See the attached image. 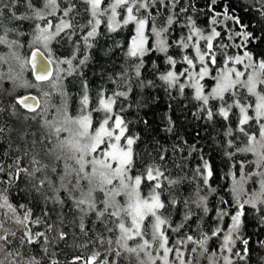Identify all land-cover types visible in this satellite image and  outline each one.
Segmentation results:
<instances>
[{
	"label": "snow or ice",
	"instance_id": "6c2138e0",
	"mask_svg": "<svg viewBox=\"0 0 264 264\" xmlns=\"http://www.w3.org/2000/svg\"><path fill=\"white\" fill-rule=\"evenodd\" d=\"M256 4L253 24L233 0H0V264H264ZM114 49L119 73L93 75L116 88L94 90ZM160 87L219 130L229 184L172 115L133 131L121 99Z\"/></svg>",
	"mask_w": 264,
	"mask_h": 264
},
{
	"label": "trees",
	"instance_id": "16d2710c",
	"mask_svg": "<svg viewBox=\"0 0 264 264\" xmlns=\"http://www.w3.org/2000/svg\"><path fill=\"white\" fill-rule=\"evenodd\" d=\"M235 8L238 10V15L246 16V22L250 20L253 24H257L260 21L259 14L254 10L258 7L256 0H233ZM248 5H253L254 8L251 11H246ZM130 34L129 30H125L119 35L123 37L121 43H123L127 36ZM102 43L105 49L112 45L111 39L103 40ZM155 57V54H154ZM98 63L89 69L88 75L90 80L94 81V90L97 86H103L106 89H115L116 85L107 80V78L102 82L98 75H93V73H99L103 69H107L109 74L119 73L121 66L124 61L123 53L119 49H114L110 56H105L103 51L97 52ZM163 68L164 65L161 64ZM180 69V65L177 66V70ZM159 84L160 82L157 81ZM211 83V82H209ZM189 93L191 90H187ZM174 99H169L168 93L164 91L162 87L157 89H148L142 93L134 94L130 96L127 100L121 99L120 103L124 106L125 111L124 116L128 120L132 121L133 131L143 132L145 126L138 122L139 118H144L149 120L153 124V127L161 124V117L167 113L172 115L177 121L176 133L180 139L187 140L189 143L199 142L200 144L206 146L207 151L210 154L214 153V149L219 147L220 135L219 130L213 129L212 125L206 122L204 119H197L193 113L197 112L196 107L197 102L188 96L181 95L173 92ZM131 105V107H128ZM139 105V107H137ZM145 113L147 115H145ZM200 133V138L196 137V133ZM161 135H164L163 133ZM172 138L169 136L166 142V147L171 151ZM215 164L218 168V174L216 180L218 185L223 186L229 184L230 181L222 179L224 171L226 170L223 163V157L220 152H215ZM175 158V157H174ZM251 159V157H249ZM196 161L191 162V166L194 167ZM175 171V170H174ZM195 183V182H193ZM191 186H189V191ZM215 199V198H213ZM179 219V217H177ZM70 227V226H69ZM251 231V229H250ZM264 238V237H262ZM259 253H254L253 259H257Z\"/></svg>",
	"mask_w": 264,
	"mask_h": 264
}]
</instances>
